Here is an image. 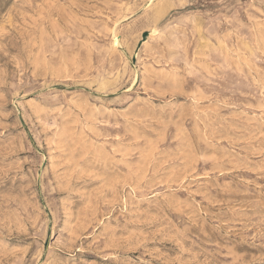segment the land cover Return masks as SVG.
I'll return each mask as SVG.
<instances>
[{"label":"rangeland","instance_id":"1","mask_svg":"<svg viewBox=\"0 0 264 264\" xmlns=\"http://www.w3.org/2000/svg\"><path fill=\"white\" fill-rule=\"evenodd\" d=\"M0 264H264V0H0Z\"/></svg>","mask_w":264,"mask_h":264}]
</instances>
